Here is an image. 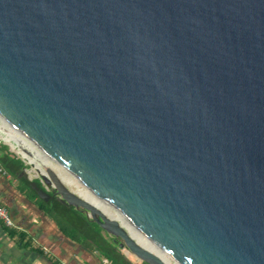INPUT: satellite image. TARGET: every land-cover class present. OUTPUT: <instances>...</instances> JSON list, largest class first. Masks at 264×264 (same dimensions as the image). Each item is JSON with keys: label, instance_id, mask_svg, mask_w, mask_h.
I'll return each mask as SVG.
<instances>
[{"label": "water", "instance_id": "obj_1", "mask_svg": "<svg viewBox=\"0 0 264 264\" xmlns=\"http://www.w3.org/2000/svg\"><path fill=\"white\" fill-rule=\"evenodd\" d=\"M0 117L175 264H264V0H0Z\"/></svg>", "mask_w": 264, "mask_h": 264}, {"label": "crops", "instance_id": "obj_2", "mask_svg": "<svg viewBox=\"0 0 264 264\" xmlns=\"http://www.w3.org/2000/svg\"><path fill=\"white\" fill-rule=\"evenodd\" d=\"M4 147L0 143V155L6 151L12 154ZM0 169L7 173L3 175L0 171V205L8 209L16 226L12 237L11 230L0 223V264H103L106 259L62 234L54 222L38 209L35 198L27 195L28 191L19 178L12 177L1 164ZM21 177H24L23 173ZM26 179L32 181L28 176ZM21 235L23 241L19 240ZM121 253L131 264H138L124 251Z\"/></svg>", "mask_w": 264, "mask_h": 264}, {"label": "trees", "instance_id": "obj_3", "mask_svg": "<svg viewBox=\"0 0 264 264\" xmlns=\"http://www.w3.org/2000/svg\"><path fill=\"white\" fill-rule=\"evenodd\" d=\"M4 150L6 151L7 148L4 147ZM0 164L12 177L20 179L25 191H29L35 197L38 209L54 222L66 238L90 252H96L110 264H131L118 248V241L106 233L104 234L95 223L87 218L83 211L61 204L55 197H52L47 203L38 199L30 188V183L34 182L40 189H43V185L37 180L28 181L24 177L20 178L25 170V165L19 158L6 151L5 154L0 155ZM10 230V235L14 237V229ZM19 240L23 241L22 235Z\"/></svg>", "mask_w": 264, "mask_h": 264}, {"label": "bare ground", "instance_id": "obj_4", "mask_svg": "<svg viewBox=\"0 0 264 264\" xmlns=\"http://www.w3.org/2000/svg\"><path fill=\"white\" fill-rule=\"evenodd\" d=\"M0 137L3 142L23 159H25L30 165H32L40 175L48 177L46 170L51 169L68 188L75 191L88 203L95 206L106 216L119 221L131 237L144 249L158 256L165 264H175L165 254L162 253L159 248L149 241L146 237L140 234L129 222L121 217L116 211H114L106 202L93 194L87 187L81 184L75 177L70 175L66 170L60 167L55 161L50 159L44 153H42L34 144H32L23 134L9 126L0 117Z\"/></svg>", "mask_w": 264, "mask_h": 264}, {"label": "rangeland", "instance_id": "obj_5", "mask_svg": "<svg viewBox=\"0 0 264 264\" xmlns=\"http://www.w3.org/2000/svg\"><path fill=\"white\" fill-rule=\"evenodd\" d=\"M1 138V137H0ZM2 145H4L7 150L12 153L13 155H15L16 157H18L21 161H23L24 165H25V171H26V174L27 176L29 177L30 180H37V181H40V183L43 185V187H45L47 190H51V187L50 185H46L44 183V181H41V175L37 172V170L34 169L33 166H31L26 160H24L20 155H18L16 153V151H13L6 143L4 142H1ZM27 195L30 197V198H35L29 191L27 192ZM36 200V199H35ZM105 234V233H104ZM124 251L125 253L127 252L126 250H122ZM127 257L131 258V259H134L136 260L132 255H130L129 253H127ZM137 262H139L137 260Z\"/></svg>", "mask_w": 264, "mask_h": 264}, {"label": "built area", "instance_id": "obj_6", "mask_svg": "<svg viewBox=\"0 0 264 264\" xmlns=\"http://www.w3.org/2000/svg\"><path fill=\"white\" fill-rule=\"evenodd\" d=\"M1 142H3V140L0 138V143ZM0 171L3 175L7 174L2 169H0ZM0 223L7 229H16V226L14 225V223L11 219V216H10L8 209L4 206H1V205H0ZM102 262H103V264H109V262L107 260H103ZM138 264H141V262H138Z\"/></svg>", "mask_w": 264, "mask_h": 264}, {"label": "flooded vegetation", "instance_id": "obj_7", "mask_svg": "<svg viewBox=\"0 0 264 264\" xmlns=\"http://www.w3.org/2000/svg\"><path fill=\"white\" fill-rule=\"evenodd\" d=\"M49 194H52V192L51 191H49ZM56 198V197H55Z\"/></svg>", "mask_w": 264, "mask_h": 264}]
</instances>
